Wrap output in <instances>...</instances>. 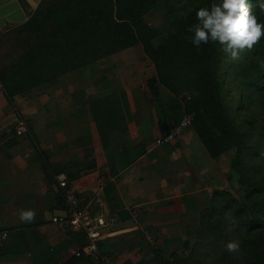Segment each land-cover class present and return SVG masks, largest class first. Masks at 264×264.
<instances>
[{
    "label": "crops",
    "instance_id": "1",
    "mask_svg": "<svg viewBox=\"0 0 264 264\" xmlns=\"http://www.w3.org/2000/svg\"><path fill=\"white\" fill-rule=\"evenodd\" d=\"M42 2L0 0V69L23 54L10 49L16 41L11 32ZM139 62L124 54L106 56L14 97L3 84L0 232L8 236L0 242V264H97L76 255L87 242L83 232L53 221L66 215L55 178L60 172L83 206L120 217L100 243L115 264H146L155 252L185 261L187 246L202 234L210 158L190 127L172 142L156 143L184 116L170 96L153 98L147 82L155 72ZM19 118L28 124L20 136ZM98 196L101 206L94 203ZM27 208L35 218L21 222L19 212Z\"/></svg>",
    "mask_w": 264,
    "mask_h": 264
},
{
    "label": "rangeland",
    "instance_id": "2",
    "mask_svg": "<svg viewBox=\"0 0 264 264\" xmlns=\"http://www.w3.org/2000/svg\"><path fill=\"white\" fill-rule=\"evenodd\" d=\"M65 2L68 0H43L32 17L45 18L49 12L52 13L54 8ZM211 3L212 0H159L142 17L139 35L141 41H138V44H134V46L132 41H128L127 44L129 45L127 46L131 45V47L112 55L124 54L125 58H135L138 62L140 60L139 66L147 72H149V68L155 72L150 79H158L156 66L145 51V44L149 43L154 50L158 49L164 40L176 33L181 21L186 24L191 18H194L198 8L210 6ZM251 5L254 10L259 7L256 0H251ZM24 26L11 32V36L16 40L11 42L10 49L12 51L18 52L19 49H25L27 42L25 45L24 38L32 36L31 30L24 28ZM33 26L37 25L34 24ZM220 52L221 64L218 66L217 80V84L221 85L220 92L216 82L209 81L202 74L199 75V80L188 78L185 82L178 81V84L184 83L185 87L176 92H171L159 82L155 85L153 82H147V87L156 101H165L169 96L171 97L170 102L181 112L184 118H189L191 132L199 138L207 150L210 158V169H208L210 172L205 189H208L210 193L209 204L204 208L201 216L205 215L206 222L211 220V224H214L216 219L221 221L220 218L223 217H211L210 211L221 209V216H226L221 205L225 199L241 202L249 210L250 218L252 216L251 210L254 207L260 212L264 210L263 198L258 199L257 196H249L250 186L264 179V37L252 49H245L237 61L230 60L223 53L221 46ZM13 64L15 62L6 64L7 66L3 65L0 72ZM25 65L32 67L28 64ZM225 110L228 114L226 117L223 113L224 124H230L237 133L233 137L226 135V130L223 128L221 112ZM218 115H221V119L218 118ZM195 123L205 138L209 140L210 146L207 147L200 138ZM262 184L264 185V181ZM231 210L232 208L229 211ZM207 212H209V218L206 215ZM224 222L225 220L222 221L220 226L223 227L219 230L223 234L230 232L232 239H237L234 231L225 230L227 225H223ZM200 230H203L201 224ZM212 235L205 231L201 241L197 238L192 243V248L187 246L188 251L184 256L189 264H199L200 257L206 264H243L236 259H226L225 253L227 251L224 247L226 238L218 241ZM200 242L202 249H197L201 246ZM201 250L203 254H201ZM231 253L241 257L239 249ZM187 262L183 261L182 258L176 264H187Z\"/></svg>",
    "mask_w": 264,
    "mask_h": 264
},
{
    "label": "trees",
    "instance_id": "3",
    "mask_svg": "<svg viewBox=\"0 0 264 264\" xmlns=\"http://www.w3.org/2000/svg\"><path fill=\"white\" fill-rule=\"evenodd\" d=\"M158 1L68 0L54 8V12H49L45 18L31 17L25 26L23 25L24 28L30 29L32 34L23 40L25 45L27 42L26 48L22 49L23 54L15 64L0 72V78L8 94L14 97L40 83L50 81L55 76L127 49L131 47L127 46L128 41H132L133 46L138 44V41H141L139 35L142 17ZM255 11L259 19L264 20V13L260 12L259 7ZM194 22L195 16L186 24L181 21L176 33L164 40L156 50L151 44H145V51L155 64L158 75V79L152 78L148 82H153L154 85L159 82L171 92H176L185 87L184 83L178 84V81L185 82L188 78L199 80V75L202 74L209 81L216 82L220 92L221 85L217 84L218 66L221 64L220 45L209 42L202 45L199 50L194 47L189 39L191 33L186 30L188 25ZM34 24L37 26H33ZM223 113L227 117L228 112L227 110L221 112L226 135L229 137L237 135L230 124H224ZM218 118L221 119V115H218ZM195 124L204 144L210 146L209 140L205 138L197 123ZM262 181L250 186L249 196L263 198L264 203ZM221 205L226 216H221V209L210 211L211 217H223L220 218L221 221L216 219L214 224H211V220L206 222L205 215L200 217L203 230L198 237L199 240L203 239L205 231L213 234L215 240L221 241L226 238L225 243L231 240L230 232L223 234L219 230L222 229L223 226L220 225L225 220L223 223L227 225L225 230L234 231L239 240L241 254V257H237L227 251L226 259H236L243 264H264V210L260 212L254 207L250 218L249 210L241 202L225 199ZM208 214L209 212L206 213L209 218ZM228 216L236 219L235 226L229 225L226 220ZM199 244L201 246L197 249H202V243ZM146 264H176V260L171 262L155 252L154 257L147 260ZM199 264H206L201 257Z\"/></svg>",
    "mask_w": 264,
    "mask_h": 264
},
{
    "label": "clouds",
    "instance_id": "4",
    "mask_svg": "<svg viewBox=\"0 0 264 264\" xmlns=\"http://www.w3.org/2000/svg\"><path fill=\"white\" fill-rule=\"evenodd\" d=\"M261 13H264V0H256ZM191 33L190 42L198 50L209 42L218 43L223 53L232 61L241 58L245 49H252L264 37V20H260L251 5V0H212L210 6L200 7L195 12V22L188 25ZM35 211L31 208L21 209V222H31ZM230 226L237 221L226 217ZM226 251L239 249L237 239L228 240L224 245Z\"/></svg>",
    "mask_w": 264,
    "mask_h": 264
},
{
    "label": "built area",
    "instance_id": "5",
    "mask_svg": "<svg viewBox=\"0 0 264 264\" xmlns=\"http://www.w3.org/2000/svg\"><path fill=\"white\" fill-rule=\"evenodd\" d=\"M3 90V83L0 80V91ZM190 126L189 118H183L179 123L170 125L164 134L157 139V144H165L176 140ZM28 124L23 118L17 119L15 133L20 136L27 132ZM58 187L64 193L66 201L65 216L56 215L53 218L55 223L66 222L75 231L83 232L86 235V244L76 253L78 257L87 256L97 261V264H115L113 258L100 251V243L113 233V226L119 223L120 217L114 213H93L86 206H83L78 196L68 191V178L63 172L55 176ZM97 206L102 205V199L98 196L94 199ZM133 216L138 217V212L133 211ZM8 232H0V242L5 240Z\"/></svg>",
    "mask_w": 264,
    "mask_h": 264
}]
</instances>
